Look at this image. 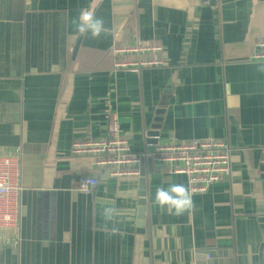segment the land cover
Instances as JSON below:
<instances>
[{
  "label": "crops",
  "instance_id": "obj_1",
  "mask_svg": "<svg viewBox=\"0 0 264 264\" xmlns=\"http://www.w3.org/2000/svg\"><path fill=\"white\" fill-rule=\"evenodd\" d=\"M82 12L105 30L86 32L74 58ZM260 38L264 0H0V156L20 160L22 186L19 224L0 227V264H135V234L95 225L80 178L98 177V191L144 175L148 190L188 184L145 159L128 166L138 174L115 177L72 154L73 142L107 136L113 116L139 154L170 139L233 147L231 174L188 190L187 216L145 238L142 264H264V62L252 60ZM38 189L51 194L40 200Z\"/></svg>",
  "mask_w": 264,
  "mask_h": 264
},
{
  "label": "built area",
  "instance_id": "obj_2",
  "mask_svg": "<svg viewBox=\"0 0 264 264\" xmlns=\"http://www.w3.org/2000/svg\"><path fill=\"white\" fill-rule=\"evenodd\" d=\"M207 4L211 0H202ZM162 50L161 47L155 48ZM252 60L264 62V38L256 43ZM148 62V65H157ZM151 63V64H149ZM73 155H85L94 159L97 166H112L111 174L115 177L138 174L128 168L142 159L154 166L163 168V175H185L189 191L205 192L215 182L226 179L231 174V155L233 147L225 140L209 137L189 141H177L158 144L152 152H135L125 136L120 132L119 121L113 116L107 136L77 140L72 144ZM264 163V145L260 148ZM21 162L14 156H0V227L12 228L19 224L21 216ZM99 178L84 176L79 180L78 190L85 194L98 187ZM209 258V254L206 256Z\"/></svg>",
  "mask_w": 264,
  "mask_h": 264
},
{
  "label": "water",
  "instance_id": "obj_3",
  "mask_svg": "<svg viewBox=\"0 0 264 264\" xmlns=\"http://www.w3.org/2000/svg\"><path fill=\"white\" fill-rule=\"evenodd\" d=\"M22 14L15 21V32L13 35V55L12 62L14 64V76H21L23 67V43H22ZM82 43V35L79 36L74 48V58L80 49ZM160 115L162 113L160 112ZM162 118L156 120L154 130L151 131V137H159L161 132ZM153 170V165L152 169ZM174 180L185 175H171ZM188 184V180H187ZM187 186V190H189ZM96 187L93 191L86 194V205L92 215L96 226L104 228L114 227L117 230H125L128 233L135 234V264H142V253L144 242L147 236L154 237L156 234L165 230L170 233L177 229V224L172 225V220L176 217L187 216L188 211L185 210L181 215H174L168 210H162L155 203L156 189L148 190V182L146 175L141 176L138 181L131 183H113L105 186L101 191ZM27 190L23 191L26 194ZM38 199L47 197L51 194L47 189L35 190ZM114 208L115 214L111 219H105V209ZM163 221L165 223H163ZM209 257L214 255L209 253Z\"/></svg>",
  "mask_w": 264,
  "mask_h": 264
},
{
  "label": "clouds",
  "instance_id": "obj_4",
  "mask_svg": "<svg viewBox=\"0 0 264 264\" xmlns=\"http://www.w3.org/2000/svg\"><path fill=\"white\" fill-rule=\"evenodd\" d=\"M72 23L75 30L82 36L88 32L92 38H97L105 30L103 19L92 13L82 12ZM155 203L162 210H168L174 215H181L192 206V199L183 185L174 184L167 189L162 186L158 187L155 193ZM114 214V208L105 209V219H111Z\"/></svg>",
  "mask_w": 264,
  "mask_h": 264
}]
</instances>
